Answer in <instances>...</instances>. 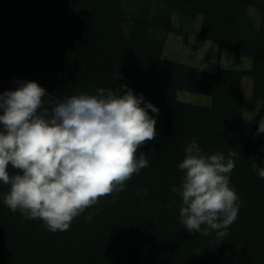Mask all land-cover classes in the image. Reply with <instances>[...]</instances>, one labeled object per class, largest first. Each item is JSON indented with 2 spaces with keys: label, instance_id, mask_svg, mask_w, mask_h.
Listing matches in <instances>:
<instances>
[{
  "label": "trees",
  "instance_id": "trees-1",
  "mask_svg": "<svg viewBox=\"0 0 264 264\" xmlns=\"http://www.w3.org/2000/svg\"><path fill=\"white\" fill-rule=\"evenodd\" d=\"M195 22L219 52L249 58L250 68L207 73L164 59L158 35L186 41ZM246 78L264 101V0H0V92L25 80L61 97L124 84L159 110H149L156 138L137 152L149 166L115 203L101 197L68 230L24 219L0 195V264H264V179L249 165L264 161V133L244 116ZM179 93L210 104L183 102ZM193 138L206 155L236 152L230 185L239 211L223 237L190 235L179 222L182 200L172 189Z\"/></svg>",
  "mask_w": 264,
  "mask_h": 264
},
{
  "label": "clouds",
  "instance_id": "clouds-1",
  "mask_svg": "<svg viewBox=\"0 0 264 264\" xmlns=\"http://www.w3.org/2000/svg\"><path fill=\"white\" fill-rule=\"evenodd\" d=\"M149 110L159 115L142 94L124 84L117 91L98 88L95 94L61 97L25 80L0 92V182L7 186L0 194L3 204L24 219H39L49 231L62 232L101 197L113 196L115 203L127 181L149 166L143 153L137 157L157 136ZM235 156V151L227 158L221 152L206 155L195 138L186 144L178 164L182 182L172 191L181 197L179 222L190 235L214 231L223 237L236 220L239 198L230 185ZM249 165L264 179V161L252 159Z\"/></svg>",
  "mask_w": 264,
  "mask_h": 264
},
{
  "label": "rangeland",
  "instance_id": "rangeland-1",
  "mask_svg": "<svg viewBox=\"0 0 264 264\" xmlns=\"http://www.w3.org/2000/svg\"><path fill=\"white\" fill-rule=\"evenodd\" d=\"M173 24L175 29L179 28L177 16L173 18ZM158 37L165 41L164 59L195 67L207 73H214L218 67L240 71L249 69L251 66L249 58L219 52L210 34L201 28L199 22L194 23L186 41L176 34H160ZM242 92L245 118L260 123L264 120V101L259 98V91L251 79L243 80ZM178 98L183 102L196 105L208 106L210 104V99L207 97L189 93H179Z\"/></svg>",
  "mask_w": 264,
  "mask_h": 264
}]
</instances>
